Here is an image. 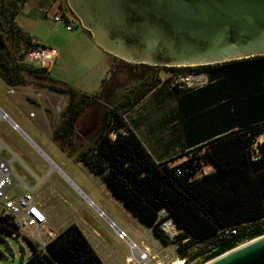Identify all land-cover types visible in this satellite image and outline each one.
Returning a JSON list of instances; mask_svg holds the SVG:
<instances>
[{"label":"trees","instance_id":"trees-1","mask_svg":"<svg viewBox=\"0 0 264 264\" xmlns=\"http://www.w3.org/2000/svg\"><path fill=\"white\" fill-rule=\"evenodd\" d=\"M27 1L0 0V79L8 86L25 85L26 74L44 76V70L25 60L33 47L40 44H35L16 22ZM63 4L72 13L66 0ZM170 68L206 72L208 85L219 77L232 95H247L245 105L235 107L240 127L207 143L210 147L203 157L207 164L214 165L211 173L193 178L198 172L196 168L178 174L167 162L156 161L123 118L138 98L133 102L125 99L106 110L101 101L106 80H102L101 90L86 95L52 85L49 76L44 77L52 90L69 95L52 140L62 152L100 177L109 191L163 244H174L179 251L204 245L205 263L264 234V149L259 157L253 156V143L264 132V55L195 69ZM174 90L181 91V97L197 91ZM122 127L127 132L120 131ZM162 208L167 209L168 217L180 229L173 240L158 227ZM16 228L11 216H0L1 241L2 235L12 236ZM29 243L33 252L27 264H104L75 223L51 239L46 251L37 252Z\"/></svg>","mask_w":264,"mask_h":264},{"label":"rangeland","instance_id":"rangeland-1","mask_svg":"<svg viewBox=\"0 0 264 264\" xmlns=\"http://www.w3.org/2000/svg\"><path fill=\"white\" fill-rule=\"evenodd\" d=\"M30 2L31 0H28L22 7L16 22L20 27L23 26L22 28L35 41L56 51L55 60L49 69L52 85L70 88L78 94L93 95L101 90L104 79L105 97L101 101L106 105V110L118 103L136 83L152 81L165 88L166 83L171 84L174 81L173 77L177 72L187 71L166 66L144 68L136 62L123 61L104 52L91 37L87 36L88 33L84 32L79 23L76 27L68 29L64 22L54 20V11L45 15L38 11V5L28 13ZM190 67L195 69L197 66ZM25 78V85L9 86L11 88L0 79V108L17 122L26 135L17 133L11 125L0 121V148L2 155L13 161L16 173V176H13V183L17 178L25 180L31 188L34 187L33 194L40 197L47 206L49 225L48 228L39 231L40 239L48 243L52 237L47 238V229L54 235L75 223L83 227L87 239L95 247L104 264H171L176 260H182V264H203L204 245H194L187 250L179 251L174 244H163L150 228L109 191L100 177L94 175L83 163L74 161L62 152L59 145L46 134L47 132L37 126L35 119L28 116L30 113L24 115L25 107L15 99L14 92H18L22 87L26 89L20 90H26L30 95L33 91L41 93L44 89L52 90L49 87L51 84L42 76L26 74ZM14 88L17 90L13 92ZM59 93L60 99L56 104L59 106L61 117L69 102V95ZM25 106L26 109L29 108L28 105ZM16 112L22 115L24 122L17 118ZM30 127L39 132L38 135ZM258 137L257 146L264 143V132ZM209 147L206 146L199 151H206ZM195 154L196 152H192L180 161L195 157ZM214 169L212 163L205 164L202 171H198L193 178L211 173ZM11 194L16 195L17 190ZM84 195L97 209L105 213L106 218L126 232L129 241L135 243L138 248L147 247L150 259L139 261L136 253L131 251L129 242L116 236L108 226L106 218L98 216L97 210L89 206ZM2 236L0 264H17L21 259L20 253L31 254L29 250L31 244L24 237L19 239V235L16 234L15 238L10 236L7 242L5 238L8 236Z\"/></svg>","mask_w":264,"mask_h":264},{"label":"water","instance_id":"water-1","mask_svg":"<svg viewBox=\"0 0 264 264\" xmlns=\"http://www.w3.org/2000/svg\"><path fill=\"white\" fill-rule=\"evenodd\" d=\"M104 52L190 67L264 55V0H66ZM203 264H264V234Z\"/></svg>","mask_w":264,"mask_h":264},{"label":"crops","instance_id":"crops-1","mask_svg":"<svg viewBox=\"0 0 264 264\" xmlns=\"http://www.w3.org/2000/svg\"><path fill=\"white\" fill-rule=\"evenodd\" d=\"M30 3L31 5L27 9L28 13H31L36 5H38V11L45 15L51 14L56 8L54 0H31ZM47 10H49V14L46 13ZM45 76L44 74L42 77ZM47 76L50 78L49 74ZM148 83L151 81L136 83L134 88L128 91V94H125L116 104L122 103L125 99L133 102L138 98L137 103L123 114V118L139 136L156 161H165L171 166L187 156L193 148L203 146L211 140L240 127L236 121L235 107L242 105L241 103L245 105L247 95L245 93L232 95V90L219 77L215 83L206 84L197 88L195 93L185 94L182 97L174 89L167 90L156 82L152 86ZM5 85L11 88L6 83ZM20 89L26 88H19L18 92H14L17 90L16 88L12 90L15 93V99L19 100V103L25 107L23 109L24 115L34 112L35 115L32 118L35 119L37 126L43 128L47 132L46 134L52 138L56 124L61 118L59 106L56 104L60 99V93L44 89L42 92L40 91L41 93L33 91L32 96L26 90ZM129 97L130 100H127ZM25 105L29 106L28 110ZM244 109L245 106L241 108V112ZM15 114L21 122H24L21 114L17 112ZM128 117L130 121H128ZM11 120L17 124L13 118ZM23 124L26 125L27 123ZM18 127L20 128L19 125ZM30 128L34 133L36 132L32 127ZM125 129L122 127L120 131L127 132ZM20 132L24 134V130L21 128ZM114 132L111 133L112 137L115 136ZM36 133L38 135L39 132ZM24 136L26 135L24 134ZM31 189L33 190L34 187ZM36 198L41 201L45 212H47V206L41 198L37 196ZM48 225L49 223H47V228ZM77 226L86 236L83 227ZM56 235L54 234L52 239ZM86 238L88 237L86 236Z\"/></svg>","mask_w":264,"mask_h":264},{"label":"built area","instance_id":"built-area-1","mask_svg":"<svg viewBox=\"0 0 264 264\" xmlns=\"http://www.w3.org/2000/svg\"><path fill=\"white\" fill-rule=\"evenodd\" d=\"M54 5L56 6L54 11V20L62 21L67 25L68 29H72L78 25L76 18L64 8L63 0H54ZM49 14V10L46 11ZM38 44L37 41H34ZM40 44V43H39ZM56 53L53 49H49L43 45L34 46L33 49L26 55V62L38 69L44 70V74H49V69L54 62ZM173 82L171 84L166 83L165 89H197L202 87L210 81L208 74L206 72H177L173 77ZM164 86V84H161ZM181 92V91H179ZM34 113H30V117H33ZM0 120L8 123L12 126L13 130L20 133V128L16 123H14L9 115L0 108ZM21 134V133H20ZM259 137L253 143L254 157H259L262 154V149H264V143L257 146ZM206 145L198 146L193 148L190 152H196L195 157L191 156L187 160L178 161L172 164V167L176 168L178 174H184L186 171H191L196 168L197 171H202L203 167L207 162L205 161L203 155L205 151H199L200 149L206 147ZM257 146V147H256ZM201 155V156H200ZM184 165V166H183ZM183 166V167H182ZM13 176L16 173L13 168V161L7 160L2 155V149L0 148V216H11L16 225V232L12 234L19 235V239L23 238L31 242L35 247L36 251H46V242H43L39 237V231L47 227L48 219L47 214L41 204V202L33 194V190L29 187L25 180L17 178L16 182L13 183ZM18 184V185H17ZM17 190V194L14 196L11 194L12 191ZM84 197L88 201L89 206L94 207L99 217L106 218L105 213L97 209L94 203L88 199L85 195ZM108 221V226L114 231L116 236L120 240L128 241L130 244L131 251L136 253V257L139 261H145L150 259V252L147 247L138 248V246L129 241L126 232L118 228L114 222L106 218ZM158 227L164 232V234L171 240L175 239L180 233V229L175 225L173 220L168 217V212L166 208L159 210V224ZM51 230L47 229V238L53 237ZM5 241L8 242V238ZM52 239V238H49ZM31 254L33 252V247L30 245ZM22 250V249H21ZM30 254V255H31ZM20 261L17 264H27L30 255L27 253L19 254Z\"/></svg>","mask_w":264,"mask_h":264},{"label":"flooded vegetation","instance_id":"flooded-vegetation-1","mask_svg":"<svg viewBox=\"0 0 264 264\" xmlns=\"http://www.w3.org/2000/svg\"><path fill=\"white\" fill-rule=\"evenodd\" d=\"M138 64L142 65V67H144V68L154 67V65H148V64H144V63H138Z\"/></svg>","mask_w":264,"mask_h":264},{"label":"bare ground","instance_id":"bare-ground-1","mask_svg":"<svg viewBox=\"0 0 264 264\" xmlns=\"http://www.w3.org/2000/svg\"><path fill=\"white\" fill-rule=\"evenodd\" d=\"M113 134L116 135L115 132ZM171 264H182V260H176V261L172 262Z\"/></svg>","mask_w":264,"mask_h":264}]
</instances>
